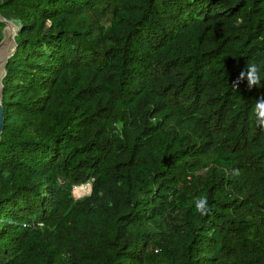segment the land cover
<instances>
[{"label": "trees", "instance_id": "16d2710c", "mask_svg": "<svg viewBox=\"0 0 264 264\" xmlns=\"http://www.w3.org/2000/svg\"><path fill=\"white\" fill-rule=\"evenodd\" d=\"M7 22L0 264H264V87L233 86L264 0H0Z\"/></svg>", "mask_w": 264, "mask_h": 264}, {"label": "clouds", "instance_id": "9594fccd", "mask_svg": "<svg viewBox=\"0 0 264 264\" xmlns=\"http://www.w3.org/2000/svg\"><path fill=\"white\" fill-rule=\"evenodd\" d=\"M262 67L264 66L255 63L246 64L245 69L240 72L236 81L233 82V86L237 88L239 83L246 79L249 89L253 86L264 87V73L261 71ZM253 111L256 116L257 125L261 129H264V98H257ZM195 210L201 215H205L210 211L206 195H201L195 198Z\"/></svg>", "mask_w": 264, "mask_h": 264}, {"label": "water", "instance_id": "95a60500", "mask_svg": "<svg viewBox=\"0 0 264 264\" xmlns=\"http://www.w3.org/2000/svg\"><path fill=\"white\" fill-rule=\"evenodd\" d=\"M7 24H8L7 25L8 27L12 23L7 22ZM4 33H5L4 37L0 41V136L5 127V109H4V105L2 102L3 97H4L3 78L6 74V67L8 65L9 57L14 53L17 47L16 40L14 37L16 30L13 31V33L9 34L7 33L6 28H5Z\"/></svg>", "mask_w": 264, "mask_h": 264}, {"label": "rangeland", "instance_id": "374dc122", "mask_svg": "<svg viewBox=\"0 0 264 264\" xmlns=\"http://www.w3.org/2000/svg\"><path fill=\"white\" fill-rule=\"evenodd\" d=\"M15 30H16V28L13 24H10L8 27H6V31L9 34L13 33V31H15ZM90 190H91L90 184H83L80 186H76L74 188V193L77 197H83V196L89 194Z\"/></svg>", "mask_w": 264, "mask_h": 264}]
</instances>
